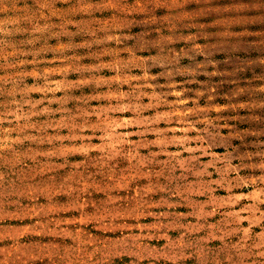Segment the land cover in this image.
<instances>
[{
    "label": "rangeland",
    "instance_id": "374dc122",
    "mask_svg": "<svg viewBox=\"0 0 264 264\" xmlns=\"http://www.w3.org/2000/svg\"><path fill=\"white\" fill-rule=\"evenodd\" d=\"M0 264H264V0H0Z\"/></svg>",
    "mask_w": 264,
    "mask_h": 264
}]
</instances>
